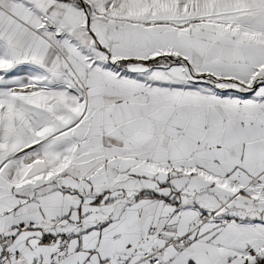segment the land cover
Here are the masks:
<instances>
[{"label": "snow or ice", "instance_id": "1", "mask_svg": "<svg viewBox=\"0 0 264 264\" xmlns=\"http://www.w3.org/2000/svg\"><path fill=\"white\" fill-rule=\"evenodd\" d=\"M0 264H264V0H0Z\"/></svg>", "mask_w": 264, "mask_h": 264}]
</instances>
